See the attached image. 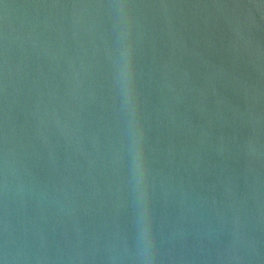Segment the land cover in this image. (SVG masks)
Returning a JSON list of instances; mask_svg holds the SVG:
<instances>
[{
    "label": "water",
    "instance_id": "water-1",
    "mask_svg": "<svg viewBox=\"0 0 264 264\" xmlns=\"http://www.w3.org/2000/svg\"><path fill=\"white\" fill-rule=\"evenodd\" d=\"M0 264H264V0H0Z\"/></svg>",
    "mask_w": 264,
    "mask_h": 264
}]
</instances>
